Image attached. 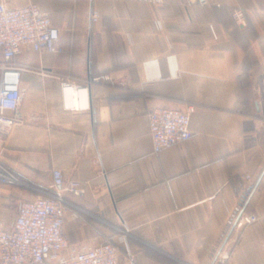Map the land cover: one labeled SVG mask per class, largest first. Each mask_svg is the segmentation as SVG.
<instances>
[{"label":"crops","instance_id":"1","mask_svg":"<svg viewBox=\"0 0 264 264\" xmlns=\"http://www.w3.org/2000/svg\"><path fill=\"white\" fill-rule=\"evenodd\" d=\"M18 1L52 17L62 51L15 58L24 122L0 133V162L20 183L0 186V227L60 169L85 187L69 195L73 246L113 242L120 264H215L230 229L232 263L264 264V0ZM63 81L87 85V109L64 108ZM188 104L191 139L155 154L149 113ZM242 215L258 220L236 227Z\"/></svg>","mask_w":264,"mask_h":264},{"label":"built area","instance_id":"2","mask_svg":"<svg viewBox=\"0 0 264 264\" xmlns=\"http://www.w3.org/2000/svg\"><path fill=\"white\" fill-rule=\"evenodd\" d=\"M140 1L160 7L164 0ZM199 5H217V0H193ZM99 12L91 10V20H99ZM238 23H245L242 9L233 11ZM60 53L61 32L52 17L38 4L30 2L13 7L9 0H0V133L7 134L12 127L24 122L21 112L22 69L15 65V58L24 51ZM110 76H95L91 82L109 81ZM87 85L62 82V98L67 110H85ZM196 107L188 104L184 110L159 107L149 113V126L153 152L183 144L192 137L191 118ZM49 188L30 199H24L10 228L0 227V264H120L119 248L109 241L93 246H73L64 233L68 208H76L69 195L80 197L85 187L80 181H66L63 172L55 169ZM246 181H253L245 174ZM18 177L0 162V186L18 185ZM258 220L256 215H242L236 227H243ZM228 229L214 247L215 264H233L231 253L221 248Z\"/></svg>","mask_w":264,"mask_h":264},{"label":"trees","instance_id":"3","mask_svg":"<svg viewBox=\"0 0 264 264\" xmlns=\"http://www.w3.org/2000/svg\"><path fill=\"white\" fill-rule=\"evenodd\" d=\"M248 182H250V181H248ZM251 182H252V181H251ZM245 195H246V194L242 195V199H241V201L245 199ZM109 242H110V241H109Z\"/></svg>","mask_w":264,"mask_h":264},{"label":"rangeland","instance_id":"4","mask_svg":"<svg viewBox=\"0 0 264 264\" xmlns=\"http://www.w3.org/2000/svg\"><path fill=\"white\" fill-rule=\"evenodd\" d=\"M19 1H21V0H19ZM19 1H18V2H19Z\"/></svg>","mask_w":264,"mask_h":264}]
</instances>
